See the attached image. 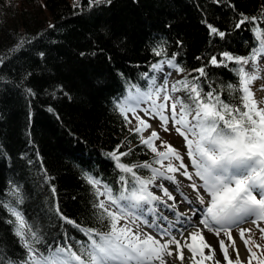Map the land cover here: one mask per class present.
Returning <instances> with one entry per match:
<instances>
[{
    "label": "trees",
    "instance_id": "trees-1",
    "mask_svg": "<svg viewBox=\"0 0 264 264\" xmlns=\"http://www.w3.org/2000/svg\"><path fill=\"white\" fill-rule=\"evenodd\" d=\"M262 5L264 0H112L92 7L89 0H0V201L17 206L9 193L20 189L18 210L40 236L42 253L66 240L74 250L87 242L56 213L57 203L81 227L107 230L84 173L117 192L119 176L127 175L108 155L117 146V154L132 150L120 157L123 163L158 165L117 107L130 90L148 89L154 63L174 55L183 69L180 80L191 82L205 67L204 92L211 84L222 89L225 102L239 101L241 93L225 88L238 87V65L215 67L207 60L224 51L249 56L259 47L254 28L264 30V20L235 24L241 13L259 17ZM207 24L225 37L210 35ZM245 68L253 70L251 63ZM182 92L187 102L188 92ZM13 219L0 207V264L26 257L8 223Z\"/></svg>",
    "mask_w": 264,
    "mask_h": 264
},
{
    "label": "snow or ice",
    "instance_id": "snow-or-ice-1",
    "mask_svg": "<svg viewBox=\"0 0 264 264\" xmlns=\"http://www.w3.org/2000/svg\"><path fill=\"white\" fill-rule=\"evenodd\" d=\"M111 2L112 0H89V6ZM215 2L220 3L221 0ZM261 7L264 9V5ZM257 20H264V11L259 17H249L241 13L235 28ZM207 27L210 35H218L221 38L226 35L212 24H207ZM254 32L259 47L254 48L249 56H234L224 51L219 53L220 59L217 55H211L207 60L208 65L215 67H227L229 63L238 65L233 69L239 77L238 87L230 83L225 85L229 92L241 93L236 103L221 99L222 89L214 88L211 84L208 86L209 90L204 92L200 77L207 78L205 67L195 70L199 73L198 77L193 78L195 82L178 80L169 90L167 77L164 78V83L158 86L155 83L156 78L152 77L150 83L154 88L145 93H139L137 89L141 99L151 101V108L145 109V115L158 119L165 132L174 129L183 138L185 155L194 171H189V165L184 163V155L167 141H161V147L165 151L158 150L155 141L160 139L159 132L136 115L135 108L117 104L129 123L131 120L127 113H133L139 124L130 131L139 134L141 144L155 153L154 163L160 167H153L152 163L147 161L131 165L123 163L120 157L129 155L132 150L117 154V146V150L108 155L116 161V167L121 173L127 174L119 176L118 194L112 186L102 184L100 179L88 172L84 173V179L92 185L97 197V203L93 205L97 210V219L102 224L107 221L104 224L106 231L81 227L76 221L64 216L57 203L56 213L65 223L72 224L82 231L87 237V242H77L79 247L74 250L73 245L68 244L66 240L63 245H47V252L42 253L37 247L41 243L40 236L18 210V205L23 202L19 195L20 189L13 186L9 195L16 197L17 206L0 201V207L5 208L14 217L8 223L14 225V234L26 251L25 259L16 264H172L166 257L178 258L183 264H187L183 253L185 248L193 258L199 252L204 259L212 260L215 249L205 240L203 230L217 237L224 233L231 240V229L249 221L259 230L261 239H264V227L260 224L264 221V98L257 100L252 89L253 83L264 77L258 71H247L245 68L250 63L255 68L258 58L264 57V30L257 25ZM19 46L17 45V48ZM153 51L159 56L163 50ZM174 61L173 55L170 59L154 63L151 67L154 71L162 70L166 63L182 72L183 69ZM3 63L4 59L0 57V64ZM144 76L147 77L148 73ZM181 90L188 92L187 102L184 97H173L170 94ZM259 90L264 91V84ZM27 91L31 93V89ZM157 100L160 102L157 103ZM170 123L172 128H169ZM146 129H152L147 137L143 135ZM166 160L167 164L164 163ZM173 160L179 163L175 164ZM138 168L150 169L151 177L145 179L138 175ZM177 174L190 182L188 187L193 193L191 198L181 193L183 200L178 201L177 196L173 195V192L180 188ZM165 182L174 186L171 191L165 186ZM149 185H153L163 195L150 191ZM52 192L55 194V187ZM101 196L104 198L99 199ZM178 202H187L188 211L178 212ZM145 206H150L147 210L155 215L156 221L150 223L145 218L143 224L156 229V236L144 232L143 227L137 223L144 214ZM165 210L172 212L176 217L175 223H181L184 229L180 233L184 237L183 241L170 235L172 227H161L162 224L168 223V217L164 215ZM189 214L197 221L195 229L191 232L182 223H191ZM245 232L249 233L248 239H245ZM251 233V229L240 228L239 231V236L249 253L247 264H252L254 259L257 264H264V259L258 258L256 252L247 247ZM219 244L222 256L215 259L213 264H221V260L233 264L224 240H220ZM231 244L239 264L240 257L234 248L235 241L231 240ZM256 247L261 246L257 244ZM204 249H209L207 256ZM261 256H264V252H261ZM196 264L201 262L197 261Z\"/></svg>",
    "mask_w": 264,
    "mask_h": 264
},
{
    "label": "rangeland",
    "instance_id": "rangeland-1",
    "mask_svg": "<svg viewBox=\"0 0 264 264\" xmlns=\"http://www.w3.org/2000/svg\"><path fill=\"white\" fill-rule=\"evenodd\" d=\"M164 61H166V60H164ZM252 71H258L259 74L262 77H264V57L258 58V60L255 63V68L253 67ZM152 77L156 78L155 83L157 86L163 84L164 78L167 77V85H168L169 90L171 89V86L173 83H175L176 81L181 79L180 78V71H177L176 69L168 66L166 63L162 66V70L154 71V74L151 76L150 81H151ZM260 82H262V84H264V79H261V80L257 79L253 83L252 88L258 87L259 85H262V84H260ZM178 87H179V85H178ZM150 88H154V86L151 83H150V85L146 91H139V93L148 92L150 90ZM182 91L183 90L176 92V93H170V94L173 97H183ZM139 93L133 95L132 98H125L121 104L126 105L129 108H135L136 115H139L142 119L146 120L147 122H151L155 125V128L159 132V135H160V139L155 141V146L158 148L159 151H165V149L163 147H161V141H167L174 148H176L181 153V155H184V157H185L184 163L189 165V171H194V169H192V167L190 165V160L185 155L186 148L184 146L185 142H184L183 138L178 133H176L174 129H172V131H170V132H165L163 130V128L161 127V122L158 119H154L150 116L145 115V109L151 108V101L141 99L139 96ZM162 95L163 94H161V99H162ZM159 102H160V100H157V103H159ZM177 111H179V108L177 109ZM127 115H128V118L131 120V123H129V126L131 128L138 126L139 122L135 119V116L133 115V113L131 111H129L127 113ZM169 128H172L171 123L169 124ZM150 132H151V129H146L143 132V135L145 137H147L148 135H150ZM164 163L167 164L168 161L166 160ZM173 163L178 164L179 162L173 160ZM158 167H160V166H158ZM177 175H179V174H177ZM150 177H151V175L144 177V178L147 179ZM177 181L180 182V178L177 177ZM166 185L167 184L165 182V186ZM149 190L154 191L157 195H161V196L163 195V193L156 190L153 185H149ZM101 198L103 199L104 197L101 196ZM146 207H148V206H145V208ZM165 214L168 216L169 213L167 212V213H164V215ZM142 217L143 216H141L140 220H138L137 223L143 227L144 217L143 218ZM191 220H194V219H191ZM174 225H175V223H174ZM177 225H178V223H176V226ZM236 228L237 227L234 226L231 229V232H236ZM251 230H252L251 239H249L247 247L252 248V251L256 252L258 258L264 259V256H261V252H264V239H261V234H260L259 230H257V229H251ZM174 231H176V230L175 229L171 230L170 234L173 235ZM210 234L212 235L213 233H210ZM223 235H224V233H221V235L218 237H222ZM248 238H249V233L247 232V239ZM206 241L211 245L212 249H214L213 245H215V244H213V242L210 243V241L207 239H206ZM217 243L219 244V241H217L216 244ZM257 244L260 245L261 247L257 248L256 247ZM204 250L206 251V254H208L209 249H207V250L204 249ZM248 255H249V253L247 254V256L244 260H239V264H247ZM171 258H173V257H171ZM213 258L214 259H220L221 258L217 249H215V253H214ZM173 259H175V258H173ZM232 262H233V264H237L236 259H235V261L232 260ZM178 263L180 264V262H178ZM221 264H227V262L221 260ZM252 264H257V261L255 259L252 260Z\"/></svg>",
    "mask_w": 264,
    "mask_h": 264
},
{
    "label": "bare ground",
    "instance_id": "bare-ground-1",
    "mask_svg": "<svg viewBox=\"0 0 264 264\" xmlns=\"http://www.w3.org/2000/svg\"><path fill=\"white\" fill-rule=\"evenodd\" d=\"M259 80H261V79H259ZM260 84H262V82H260ZM260 86L261 85H259L258 87L252 88L253 91L255 92V96H256L257 100H260V99L264 98V91H260L259 90ZM148 123H150L152 125V129L156 130L155 125L153 123H151V122H148ZM177 177L180 178V182H179L180 188H179L178 191L173 192V195L177 196L178 201L183 200V196L181 195V193H184L189 198H191L193 193H192V190L188 187L190 182L187 181L186 178H184V177H182L180 175H177ZM197 182L200 183L199 181H197ZM166 184H167L166 187H169L170 191H171L172 187H174V186L169 185L167 182H166ZM169 203H171V201H169ZM148 207H150V206H148ZM148 207H146L144 209L143 217H144V219L147 218L150 223H153V222L156 221V217H155V215L153 213L148 212V210H147ZM177 209H178V212H187L188 209H189V205H188L187 202H184V203H179L178 202L177 203ZM167 212L169 213L168 216L166 214L165 215L168 217V223L167 224H162L161 227H172V230L175 229L176 231H174L173 235H171V234L170 235L171 236H176L178 239H181L183 241L184 237L182 235H180V233L184 231V229L181 227V223H178V225H177L178 227H177L176 223H175L176 217L173 216L172 212H170V211L165 210L164 213H167ZM191 219H194V220H191ZM189 220L191 221L190 224H188L187 222H182V223H184L187 226V230L189 232H191V231H193L195 229V225H196L197 221H196L195 217L191 216V214H189ZM174 223H175V225H174ZM260 224L263 227L264 226V221H261ZM240 228L256 229V227H255L254 224H252L251 221H249L247 223L240 224V226L236 228V232H231V240L235 241L234 248H235L236 251H238L240 260H244L246 258V256H247L248 252H247L246 246L244 244V241L239 236ZM143 230H144V232L150 233V234H152L154 236L157 235V230L152 228V227H149L147 225H143ZM203 231H204L205 240L207 239V240L210 241V243L213 242V244H215V245H213V248L218 250L220 256H222V252L220 250V244H218V243L216 244V242L217 241L220 242V240H224L225 247L228 248L229 259L231 258L233 261H235L236 252L233 251V246H232L231 240H229L228 236H226L224 234L222 237H217L214 234L211 235L209 232H207V230H203ZM157 238H159V237H157ZM245 239H247V232H245ZM197 243L199 244V239L197 240ZM171 247H174V246H171ZM176 251L178 252L179 250H176ZM203 251L205 253V256H207L208 254H206V251L205 250H203ZM183 253H184V256L187 258V264H196L197 261H200L201 264H213V261L215 260L214 258L212 260L204 259V257L200 256L199 252H197L195 257L193 258L192 254L186 248L183 250ZM166 259L171 261L172 264H179L178 262H180V264H183V262L180 261L178 258L173 259L171 257H166Z\"/></svg>",
    "mask_w": 264,
    "mask_h": 264
}]
</instances>
